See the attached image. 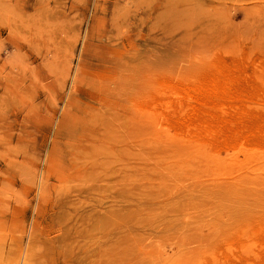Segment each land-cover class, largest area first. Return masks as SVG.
I'll use <instances>...</instances> for the list:
<instances>
[{"label":"rangeland","instance_id":"obj_1","mask_svg":"<svg viewBox=\"0 0 264 264\" xmlns=\"http://www.w3.org/2000/svg\"><path fill=\"white\" fill-rule=\"evenodd\" d=\"M0 264H264V0H0Z\"/></svg>","mask_w":264,"mask_h":264},{"label":"bare ground","instance_id":"obj_2","mask_svg":"<svg viewBox=\"0 0 264 264\" xmlns=\"http://www.w3.org/2000/svg\"><path fill=\"white\" fill-rule=\"evenodd\" d=\"M59 54V53H58ZM58 57V56H57ZM68 71V70H67ZM61 72V71H60ZM68 73V72H67ZM66 75V74H65Z\"/></svg>","mask_w":264,"mask_h":264}]
</instances>
